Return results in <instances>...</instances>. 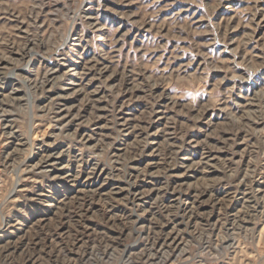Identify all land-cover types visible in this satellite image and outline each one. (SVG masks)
Wrapping results in <instances>:
<instances>
[{
	"label": "rangeland",
	"instance_id": "1",
	"mask_svg": "<svg viewBox=\"0 0 264 264\" xmlns=\"http://www.w3.org/2000/svg\"><path fill=\"white\" fill-rule=\"evenodd\" d=\"M0 264H264V0H0Z\"/></svg>",
	"mask_w": 264,
	"mask_h": 264
},
{
	"label": "bare ground",
	"instance_id": "2",
	"mask_svg": "<svg viewBox=\"0 0 264 264\" xmlns=\"http://www.w3.org/2000/svg\"><path fill=\"white\" fill-rule=\"evenodd\" d=\"M51 158H49V159H47V160H45V163L47 164V163H49L51 160H50ZM56 159V158H55ZM54 159V160H55Z\"/></svg>",
	"mask_w": 264,
	"mask_h": 264
}]
</instances>
